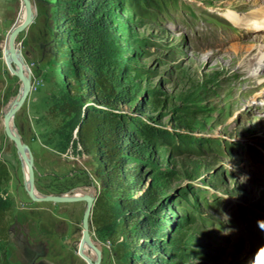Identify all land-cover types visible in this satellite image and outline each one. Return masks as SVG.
Segmentation results:
<instances>
[{
  "label": "rangeland",
  "instance_id": "rangeland-1",
  "mask_svg": "<svg viewBox=\"0 0 264 264\" xmlns=\"http://www.w3.org/2000/svg\"><path fill=\"white\" fill-rule=\"evenodd\" d=\"M31 2L32 22L17 39L31 91L14 125L34 156L36 191L60 196L91 187L98 196L103 184L97 165L77 139L80 119L93 107L127 130L136 153L125 169L131 177L139 172L137 189L125 196L136 199L149 192L155 198L152 208L135 214L160 223L158 253H146L147 261H254L264 247V230L257 223L264 216V67L255 72L264 46L259 25L264 0H178L192 12L183 8L169 19L157 17L156 8L148 15L134 0H77L79 11L95 7L94 27L88 22L69 27L79 36L70 44L83 52L99 50L85 65L119 95L108 103L72 98V80L56 61L58 31L68 20L58 23V0ZM24 8L22 0H0V160L11 175L0 194L16 207L9 240L0 251H6L10 264H31L39 251L27 245L29 239L31 246L46 245L41 259L46 264H88L78 247L86 203L33 201L18 150L5 132L4 109L20 92V80L6 62V46ZM238 46L243 49L236 56ZM182 115L188 126L179 122ZM232 142L241 148L230 150ZM115 232L116 225L99 234L91 224L102 264H127L133 255L119 258ZM121 242L128 248L125 237Z\"/></svg>",
  "mask_w": 264,
  "mask_h": 264
},
{
  "label": "trees",
  "instance_id": "trees-1",
  "mask_svg": "<svg viewBox=\"0 0 264 264\" xmlns=\"http://www.w3.org/2000/svg\"><path fill=\"white\" fill-rule=\"evenodd\" d=\"M58 2V23L64 19L68 21L61 27V31H58L56 61L61 66L62 75L67 80H72L69 82L71 85L68 92L73 99L80 97V100L86 103L92 97L103 103L111 102L119 97L115 89L91 65H85V61L93 54H99V50L93 48L83 52L70 44V41L79 36L76 35L77 29L71 31L69 27L81 26L79 22H88V28L94 27L91 16L95 14V7L79 11L74 8L77 0ZM134 3L148 15L156 8V16L163 18H168L171 10L178 7V0H134ZM73 70L75 73L71 75ZM157 101L158 99H155V103ZM179 122L185 126L189 125L186 115L180 116ZM128 138L127 130L120 127L115 119L97 112L93 107L85 109L77 126V139L83 152L95 161L96 176L103 184L93 207L92 227L100 234L104 229L116 225L113 244L119 258L132 253L127 264H153L154 262L146 260V253H158L159 238L156 236L160 223L141 221V217L135 215L142 209L154 206L155 198L149 192L136 199L125 196L130 190L137 189L139 179L137 170L132 171L131 177L125 169V165L129 164L127 160L136 156L133 145L127 141ZM239 148L241 145L237 143L232 142L229 145L230 150ZM10 181L11 175L7 165L0 160V192ZM15 208L13 200L0 194V244L9 240L12 225L16 220ZM121 236L128 241V248H125L123 242L118 243ZM0 264H10L4 250L0 251Z\"/></svg>",
  "mask_w": 264,
  "mask_h": 264
},
{
  "label": "water",
  "instance_id": "water-1",
  "mask_svg": "<svg viewBox=\"0 0 264 264\" xmlns=\"http://www.w3.org/2000/svg\"><path fill=\"white\" fill-rule=\"evenodd\" d=\"M27 10H28V17L27 19L24 21V23H22L19 26L13 27V29L11 30V32L8 35V45H9V52H10V56L12 57L13 60H15L19 66V73H18V77L20 80H22L23 84H24V92L21 96V98L19 99V102L17 103V105L15 106V108L12 111V115L11 117H15V115L18 113V111L21 109V107L23 106V104L25 103L30 91H31V83H29L28 78L31 76L30 74V70L27 69V71L25 70V68L23 67V65L19 62V56H22L21 51L19 49L18 43H17V39L19 34L24 31L32 22L33 19V4L31 2V0H23ZM23 57V56H22ZM5 132L7 137L15 144L17 150L19 152H23L25 153L26 151L29 152V174L31 177V183H30V187L28 189V195L29 197L35 201V202H52V203H80V202H85L86 203V209H85V213L82 219V232H81V237L82 240L85 242H90V243H94L93 242V238L91 235V224H92V213H93V207L95 205V201H96V197H92V196H84V197H78V198H69L63 195L60 196H37L35 194L36 192V187H35V168H34V156L31 152V150L29 149V147L23 142V140L21 139L20 135L18 134V132L16 131V133H13L11 131V127H10V119H7L5 121ZM96 254H97V259H96V263L95 264H102V250L100 248H95Z\"/></svg>",
  "mask_w": 264,
  "mask_h": 264
},
{
  "label": "bare ground",
  "instance_id": "bare-ground-1",
  "mask_svg": "<svg viewBox=\"0 0 264 264\" xmlns=\"http://www.w3.org/2000/svg\"><path fill=\"white\" fill-rule=\"evenodd\" d=\"M254 1H256V0H254ZM23 3H24V1H23ZM24 5H25V3H24ZM260 14H262V16H261L262 21H259V25H260L261 28H263L261 30H264V11L260 12ZM27 17H28V10H27V7L25 5V8L23 9L21 17H20V20L18 22V26L21 25L22 23H24V21L27 19ZM233 17L232 18L234 19L235 24L237 25L238 22H239V19H237V17H235V16H233ZM241 23H242V18H241L240 24ZM242 49H243V47H241V46L235 47L236 56H238L241 53L240 51ZM246 50H248V52H250L252 49L250 47L249 49H246ZM256 59H257V67H258V69L255 68V72L259 73L257 71H259L261 67H264V46H261V48L259 49ZM6 62L8 64V66H9L11 72L13 73V75L18 77L19 66H18L17 62L15 60H13L12 57L10 56L9 45L6 46ZM19 62L23 65V67L27 71L28 67H27V65L25 63V60H24V58L22 56H19ZM18 79H19V77H18ZM252 80L254 81V79H252ZM28 81H29V83H31V76L28 78ZM250 82H251V80H250ZM23 92H24V84H23L22 80H20V92H19L18 96L15 99H13L7 105V107L4 109L5 121L7 119H10V127H11V131L13 133H16L17 130H16L15 125H14V118L15 117H11V115H12L13 109L15 108L17 103L19 102V99L21 98ZM5 127H6V125H5ZM18 153H19V156H20L22 164H23L22 165V171H23V175H24V181H25V184H26V190L28 192V189H29L30 183H31V177H30V174H29V160H30L29 152L26 151L25 153H23V152H19L18 151ZM35 194L37 196H43V195H40L37 191L35 192ZM87 195L92 196V197H97L95 189L91 188V187H82V188L76 189L75 191H73V192H71V193H69L67 195H63V196H66V197H69V198H78V197H84V196H87ZM93 242L94 243L92 244L90 242H85V241L82 240L80 242V244H78L79 255L84 260H86V262L88 264H95L96 263V259H97V254H96V251H95V248L97 246L95 245L96 242L94 240H93Z\"/></svg>",
  "mask_w": 264,
  "mask_h": 264
},
{
  "label": "flooded vegetation",
  "instance_id": "flooded-vegetation-1",
  "mask_svg": "<svg viewBox=\"0 0 264 264\" xmlns=\"http://www.w3.org/2000/svg\"><path fill=\"white\" fill-rule=\"evenodd\" d=\"M68 204V203H67ZM27 240V245L32 248L34 251H39V255L38 257L34 258L31 262V264H46L45 262H43V259L47 253H48V250L46 248V245H43L44 243H39L38 246H31V242L29 241V239H26Z\"/></svg>",
  "mask_w": 264,
  "mask_h": 264
},
{
  "label": "clouds",
  "instance_id": "clouds-1",
  "mask_svg": "<svg viewBox=\"0 0 264 264\" xmlns=\"http://www.w3.org/2000/svg\"><path fill=\"white\" fill-rule=\"evenodd\" d=\"M258 227L264 230V220L258 221ZM250 264H264V247H261L255 255L254 261H250Z\"/></svg>",
  "mask_w": 264,
  "mask_h": 264
}]
</instances>
